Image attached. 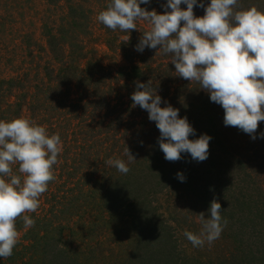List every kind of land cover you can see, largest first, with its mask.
Returning <instances> with one entry per match:
<instances>
[{"label":"trees","instance_id":"trees-1","mask_svg":"<svg viewBox=\"0 0 264 264\" xmlns=\"http://www.w3.org/2000/svg\"><path fill=\"white\" fill-rule=\"evenodd\" d=\"M64 2L58 24L41 30L44 45L32 44L49 57L34 62L24 52L28 73L12 67L15 75L0 76V120L26 118L62 141L55 179L38 198V209L26 213L34 225L25 229L16 219L18 243L0 264H264V138L258 135L264 122H258L256 139L225 126L222 107L197 82L176 75L159 48L136 51L148 30L145 21L137 20L128 33L113 31L96 18L109 0ZM163 2L140 6L160 13ZM249 7L264 12V0H238L235 10ZM193 13L202 16L204 8L194 6ZM93 24L103 48H88L82 39L92 35ZM136 81H150L161 106L166 101L179 109L196 137L211 136L206 160L187 154L164 159L155 122L132 106ZM126 147L136 159L121 174L106 161L127 162ZM17 168L12 165L14 174ZM177 199L183 207L162 218V204L169 208ZM213 200L227 224L211 245L193 247L183 233L191 227L198 234L199 213L207 215Z\"/></svg>","mask_w":264,"mask_h":264},{"label":"clouds","instance_id":"clouds-1","mask_svg":"<svg viewBox=\"0 0 264 264\" xmlns=\"http://www.w3.org/2000/svg\"><path fill=\"white\" fill-rule=\"evenodd\" d=\"M150 0H109L97 20L113 31L137 29V20L148 25L135 50L160 49L169 57L176 75L197 82L211 102L224 111L223 124L236 127L257 138L258 122H264V12L256 7L235 10L238 0H164L163 12L146 10L141 4ZM181 4L185 8H181ZM203 7L195 16L193 8ZM182 22V23H181ZM129 35L126 37V42ZM132 106L146 110L148 119L159 131L157 142L170 162L187 154L195 162L208 157L211 136L196 137L195 129L179 109L164 101L150 81L135 82ZM264 138V132L258 134ZM190 136L195 137L189 139ZM62 151L58 133L49 135L43 126L26 118L0 120V258H8L18 243L16 219L21 217L25 229L35 223L26 213L35 212L39 197L55 179L53 165ZM128 160L108 159L107 165L127 174L128 164L136 158L125 148ZM12 165H18L14 174ZM180 182L185 180L177 172ZM221 204L213 200L199 213L200 230H185L183 235L193 247L211 245L227 224L221 216Z\"/></svg>","mask_w":264,"mask_h":264},{"label":"rangeland","instance_id":"rangeland-1","mask_svg":"<svg viewBox=\"0 0 264 264\" xmlns=\"http://www.w3.org/2000/svg\"><path fill=\"white\" fill-rule=\"evenodd\" d=\"M95 0H89L85 3L87 6L94 5ZM78 3V0H74ZM64 0H58L54 5L44 0H0V76L16 74V71L28 73L30 62L28 58L22 63L25 54H30L34 62L43 63L48 54L46 52L37 53L34 43L44 45L45 38L41 30L44 24L49 28L58 24L59 18L66 11ZM98 25H92V35L83 37L86 47L96 46L97 49L102 47L103 37L99 35ZM101 41V42H100ZM95 44V45H94ZM103 48V47H102ZM19 51H22L19 54ZM25 52V54H24ZM24 54V56H23ZM12 67L18 68L13 71ZM32 73H29L31 76ZM162 204V203H161ZM177 209H173L175 207ZM165 208L162 204L160 212L162 218L168 217L183 207L182 200L177 199L176 204ZM171 211V213L169 211ZM193 228H189L192 232Z\"/></svg>","mask_w":264,"mask_h":264}]
</instances>
